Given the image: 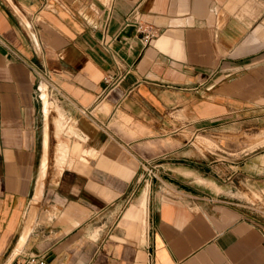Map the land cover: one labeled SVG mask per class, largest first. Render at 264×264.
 <instances>
[{
  "label": "crops",
  "instance_id": "obj_1",
  "mask_svg": "<svg viewBox=\"0 0 264 264\" xmlns=\"http://www.w3.org/2000/svg\"><path fill=\"white\" fill-rule=\"evenodd\" d=\"M0 35V264H264V147L221 140L264 126V0H0Z\"/></svg>",
  "mask_w": 264,
  "mask_h": 264
},
{
  "label": "rangeland",
  "instance_id": "obj_2",
  "mask_svg": "<svg viewBox=\"0 0 264 264\" xmlns=\"http://www.w3.org/2000/svg\"><path fill=\"white\" fill-rule=\"evenodd\" d=\"M50 99H51V101H53L55 99V97L51 96ZM53 103H54V101H53ZM67 127L69 128L70 126L68 125ZM67 127H65V129ZM69 130H70V128L68 129V131ZM86 136H87V134H86ZM221 136H222V138H221L222 141H230V140H234L237 138L239 140H244L245 142H249V143L253 144L251 146L252 148H249L248 151L253 150V148H257L260 146L264 147V126H250V130H248V131L245 130V131H241V132L235 133V134H233V133H222ZM206 137L208 139L212 140L213 143L205 142L204 140L200 139V135L197 136V138L195 140H197V142H205V144H202V145H204L206 148L214 147V142H215L214 138L211 136H208V135H206ZM86 138L87 137H84L83 140H86ZM71 141H72L71 142L72 145H73V143L75 144L76 142L77 143L79 142L78 140H76L74 138H71ZM87 142H89V141H87ZM50 161L52 162V159H50ZM64 168L66 169L67 167H64ZM51 169L54 170L56 168L51 166ZM241 194L248 201L254 202L253 207L255 208L256 213L264 215V208H263L264 198L262 197L260 192L253 191L250 194H247V193H241Z\"/></svg>",
  "mask_w": 264,
  "mask_h": 264
},
{
  "label": "built area",
  "instance_id": "obj_3",
  "mask_svg": "<svg viewBox=\"0 0 264 264\" xmlns=\"http://www.w3.org/2000/svg\"><path fill=\"white\" fill-rule=\"evenodd\" d=\"M151 37H152L151 33H146V34H144L142 40L145 43H148L149 40L151 39ZM0 43L5 45L8 48V46L6 45V41L2 38L1 35H0ZM28 66H29L30 70H32L34 73H36L41 80H45L48 82L50 81V78H49L47 72L41 71L39 68H37L33 64H28ZM105 81L109 82L110 79L105 78ZM20 264H46V262H45V259L42 258L41 256H38L35 254H30V255L25 256L23 261Z\"/></svg>",
  "mask_w": 264,
  "mask_h": 264
},
{
  "label": "bare ground",
  "instance_id": "obj_4",
  "mask_svg": "<svg viewBox=\"0 0 264 264\" xmlns=\"http://www.w3.org/2000/svg\"><path fill=\"white\" fill-rule=\"evenodd\" d=\"M45 97H46V96H45ZM44 103H45V102H44ZM64 123H66V122H64ZM67 126H68V125H67ZM67 126H66V127H67ZM64 128H65V127H64ZM67 128H68V127H67ZM67 128H66V129H67ZM69 128H70V127H69ZM69 128H68V129H69ZM68 132H72V131H71V128H70V130H69ZM76 136H77V134H76ZM82 151H83V150H82ZM87 151H88V150H87Z\"/></svg>",
  "mask_w": 264,
  "mask_h": 264
}]
</instances>
